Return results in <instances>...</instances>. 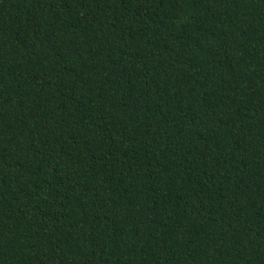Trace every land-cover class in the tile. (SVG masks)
<instances>
[{
  "label": "trees",
  "instance_id": "obj_1",
  "mask_svg": "<svg viewBox=\"0 0 264 264\" xmlns=\"http://www.w3.org/2000/svg\"><path fill=\"white\" fill-rule=\"evenodd\" d=\"M0 264H264V0H0Z\"/></svg>",
  "mask_w": 264,
  "mask_h": 264
}]
</instances>
